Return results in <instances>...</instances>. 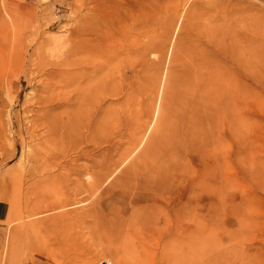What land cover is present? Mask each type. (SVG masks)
Returning a JSON list of instances; mask_svg holds the SVG:
<instances>
[{"label": "rangeland", "instance_id": "rangeland-1", "mask_svg": "<svg viewBox=\"0 0 264 264\" xmlns=\"http://www.w3.org/2000/svg\"><path fill=\"white\" fill-rule=\"evenodd\" d=\"M114 1L94 11L86 8L90 0H0V22L4 7L17 19L14 26L0 24V55L8 61L0 67V200L6 207L0 264L53 263L41 227L52 212L32 213L33 178L19 177V164L31 161L19 156L24 145L47 139L55 120L68 122L73 114L79 146L97 141L107 121L118 126L114 147H128L139 129L138 149L151 136L162 157L171 138L183 144L176 168L165 169L167 157L159 161L165 183L157 189L159 204L149 208L160 219L171 198L184 214L180 224L193 230L183 235L190 248L185 251L177 233V245L163 252L168 262L149 245L139 264H264V0H140L131 6L132 19L124 18L129 1ZM84 14L96 24L102 17L104 28L106 18L110 23L93 54L72 49ZM248 56L253 72L243 68ZM47 61H71L70 73L81 75L70 84L57 75L50 84ZM168 80L175 94L168 91L172 109L161 129ZM104 87L106 95L96 96ZM222 92L238 95L235 134L227 121L232 95L224 103ZM41 98L59 105L50 109ZM131 206L127 201L124 208ZM79 230L85 233L84 223ZM173 233L161 230L160 241ZM80 240L64 246L73 261L62 264H136L106 237L89 248Z\"/></svg>", "mask_w": 264, "mask_h": 264}, {"label": "bare ground", "instance_id": "bare-ground-1", "mask_svg": "<svg viewBox=\"0 0 264 264\" xmlns=\"http://www.w3.org/2000/svg\"><path fill=\"white\" fill-rule=\"evenodd\" d=\"M128 1L129 3L125 4L124 7L126 10L124 18L132 19L131 6L133 3L140 2V0ZM114 2V0H102L101 2L90 0L91 5L86 8L95 11L99 4L106 7ZM83 5L80 4V6ZM3 10L5 13L3 16L1 15L2 22L0 24L2 26L7 24L16 25L17 19L12 9L4 7ZM119 17L117 21L121 20V15ZM101 19L102 17L99 16V23ZM99 23L89 22L87 15L84 14L82 24L75 30L79 40L73 45L72 49L74 51L89 54L97 52L100 48L101 39L105 35L104 31L108 29V24H110L107 18L105 21L106 28L103 25L100 26ZM120 27H124V25L121 24ZM70 32L72 33L73 30ZM15 50V48H12V51L15 52ZM50 50L52 51L53 48L50 47ZM50 50L49 56L52 57L53 54ZM0 59V67L8 64L6 57L3 55H0ZM250 60L249 56L244 60L246 62H244L243 68L246 71L253 72L254 68L252 66L254 65L249 63ZM44 65L51 68L45 73L48 80L50 79V84L53 80L52 77L57 75L69 84L75 76L81 75V73H70L71 61H65L64 63H59V61L50 63L47 61ZM61 66H63V70H61ZM105 88L104 92H99L96 89L95 95L98 96L102 93L106 95ZM172 88L173 86L168 80L163 102L166 108V117L161 120V129L166 128L169 121L167 115H170L173 97L170 96L168 99L167 94L169 91V95L174 96L175 89ZM183 92L188 93V90L184 89ZM234 93L222 92L224 103L232 98L230 110L228 111V116L232 120H227L231 134H235L241 124V121L239 122L240 116L234 109V107H237L238 97ZM230 94L232 96L227 100ZM215 99L216 97L210 98V100ZM40 101L46 102V107L50 109L59 105L58 102H53L54 100L50 99L41 98ZM218 103H220V99ZM78 118L77 114H73L68 122L55 120L50 124L51 133L49 137L38 140L32 146L24 145L19 156L23 160L27 158L31 161L29 165L25 162L19 164V168L22 169V172H19V177L21 179L27 175L33 178L35 186L32 189V213L52 212L44 218L46 222L41 225L48 234L46 242L49 254L52 255H50L53 261L52 264L71 263L73 261L69 256L71 250L63 248L65 245L71 246L72 242H76V240L83 237L86 238V248H89L98 239L104 240L106 237L109 241L112 240L115 246L124 249L128 258H133L136 264L146 261L144 254L148 252L146 248L149 245H152L155 251L160 249L159 261L168 262L163 260V252L174 247V244L178 241L175 237L177 233L181 235V243L185 251L188 252L186 249L190 248V239L189 237L184 238L183 235H189L193 230L188 225L180 224L178 219H183L184 214L176 211L179 208L171 204V198L165 199V205L168 206L166 210L161 208L160 219L154 215V210L149 208L159 204L157 189L162 183L163 186L165 183V178L162 179V183L160 180L163 171L159 161L167 157L169 162L164 165L165 169L176 168L178 165H175V161L179 159L180 153H183V144L178 139L175 142V139L171 138L170 142H165L163 151L166 157H162L160 156L161 148L158 141L153 142L150 139L151 136L149 137L150 140L145 141L144 146L138 149L144 135L142 129H139L134 139H131L132 143L128 147H114L113 135L119 132L116 130L118 126L107 121L106 125L101 128L102 133L97 141L91 139L89 142L86 139L88 143L79 146L78 124L76 123ZM11 129L12 123L9 121L7 128L9 134H11ZM144 130L147 129L144 128ZM160 131L162 132V130ZM3 134L5 135L4 132ZM162 134H165V132ZM184 149L186 150L185 146ZM72 153V156L66 158ZM132 153H134L131 156L132 159L126 163ZM199 179L196 186L203 183L204 175L202 174ZM127 201L132 206L124 208ZM79 205L81 207L76 208ZM174 218L175 220H173ZM172 221L176 224H172ZM83 223L84 229H86L85 233H81V230H79ZM169 229H172L174 233L168 236L166 241L161 242L159 239L161 230L166 231ZM139 252L141 256H139ZM173 258L175 261V257ZM75 259H78V256H75ZM174 261L173 259L169 260L170 263Z\"/></svg>", "mask_w": 264, "mask_h": 264}, {"label": "crops", "instance_id": "crops-1", "mask_svg": "<svg viewBox=\"0 0 264 264\" xmlns=\"http://www.w3.org/2000/svg\"><path fill=\"white\" fill-rule=\"evenodd\" d=\"M5 210H6V207H5L4 203H2V201L0 200V221H2L4 219ZM1 245H2V239L0 237V247H1Z\"/></svg>", "mask_w": 264, "mask_h": 264}]
</instances>
